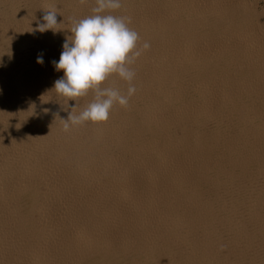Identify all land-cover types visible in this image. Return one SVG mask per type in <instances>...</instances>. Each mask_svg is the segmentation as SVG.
I'll use <instances>...</instances> for the list:
<instances>
[{
  "label": "bare ground",
  "instance_id": "1",
  "mask_svg": "<svg viewBox=\"0 0 264 264\" xmlns=\"http://www.w3.org/2000/svg\"><path fill=\"white\" fill-rule=\"evenodd\" d=\"M94 6L0 0V264H264V11L122 0L137 91L65 130L93 93L58 95L53 61Z\"/></svg>",
  "mask_w": 264,
  "mask_h": 264
},
{
  "label": "clouds",
  "instance_id": "2",
  "mask_svg": "<svg viewBox=\"0 0 264 264\" xmlns=\"http://www.w3.org/2000/svg\"><path fill=\"white\" fill-rule=\"evenodd\" d=\"M80 3H87V0H80ZM121 7L122 0H95L92 15L72 19V35L65 40L59 61H53L56 70L64 73L54 82V90L67 101L87 96L90 91L93 99L79 114L71 110L68 119L63 120L65 130L70 124L106 122L114 105L128 107L137 91L133 83L136 72L131 65L150 44L145 41L138 45L141 38L137 31L128 27L126 20L130 22L129 18L105 14ZM43 19L46 23L39 25L40 31L56 30L57 11H48ZM37 63H43L42 55H38ZM112 75L127 83L126 93L103 86Z\"/></svg>",
  "mask_w": 264,
  "mask_h": 264
},
{
  "label": "rangeland",
  "instance_id": "3",
  "mask_svg": "<svg viewBox=\"0 0 264 264\" xmlns=\"http://www.w3.org/2000/svg\"><path fill=\"white\" fill-rule=\"evenodd\" d=\"M244 1L249 3V4H251V5H253V6H255V9H256L257 13H261L262 11H264V6H262V5H264V0H244ZM252 2H254V3L252 4ZM258 10L259 11L261 10V11L258 12ZM260 22L261 23L264 22V16H262L260 18ZM3 58H4L3 56H0V69L4 65ZM5 65L7 66L8 64L6 63Z\"/></svg>",
  "mask_w": 264,
  "mask_h": 264
}]
</instances>
